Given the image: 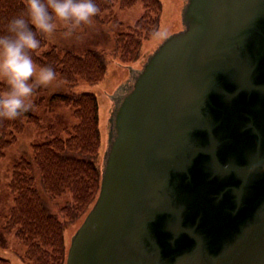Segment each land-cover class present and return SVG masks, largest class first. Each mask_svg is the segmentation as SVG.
<instances>
[{"label": "water", "instance_id": "obj_1", "mask_svg": "<svg viewBox=\"0 0 264 264\" xmlns=\"http://www.w3.org/2000/svg\"><path fill=\"white\" fill-rule=\"evenodd\" d=\"M182 23L112 102L66 264H264V0H187Z\"/></svg>", "mask_w": 264, "mask_h": 264}, {"label": "trees", "instance_id": "obj_2", "mask_svg": "<svg viewBox=\"0 0 264 264\" xmlns=\"http://www.w3.org/2000/svg\"><path fill=\"white\" fill-rule=\"evenodd\" d=\"M102 14L114 8L131 9L140 4L141 14L132 25L112 37L106 53L88 48L76 51L46 46L47 36L38 34L41 46L32 52L39 65H51L68 92L52 94L51 99L71 109L74 123L58 135L30 145L29 157L12 165L8 190L12 195L7 209L4 233L12 234L25 249L21 264H66L70 239L68 225L78 227L94 205L102 175V134L97 97L91 92H74L80 81L95 84L106 74L111 59L120 66L138 63L146 54L144 41L159 28L160 0H95ZM26 0H0V32L8 20L25 12ZM6 84L0 81V90ZM27 124L40 128V118L30 110L15 119L0 118V159L17 142Z\"/></svg>", "mask_w": 264, "mask_h": 264}, {"label": "rangeland", "instance_id": "obj_3", "mask_svg": "<svg viewBox=\"0 0 264 264\" xmlns=\"http://www.w3.org/2000/svg\"><path fill=\"white\" fill-rule=\"evenodd\" d=\"M162 12L160 24L156 35L143 42V52L149 54L170 34L181 30V10L186 0H160ZM142 10L140 4L131 9L111 11L94 17L91 24L77 26L71 36L62 35L64 26L58 21L57 31L52 37H47V49L51 46L82 51L88 48L108 52L112 46V37L124 26L132 25L140 16ZM144 56L138 63L129 66H120L111 59L107 64L105 77L95 84L80 81L71 88L74 92H91L97 97L99 124L102 134V158L107 146V133L109 132L108 119L112 111V102L115 90L131 74L130 68L140 69L145 61ZM1 82H4L0 79ZM5 83V82H4ZM68 92L65 84L56 79L47 87H36L31 97L32 107L29 109L40 118V128L33 124H27L24 132L18 136L17 142L5 150L0 159V264H21L25 249L12 234L4 233V221L7 217V209L11 206L12 195L8 190V180L14 162L21 157H29L30 145L41 143L62 132V128L74 123L71 109L62 107L51 99L52 94ZM78 229V224L67 226L65 238L68 241Z\"/></svg>", "mask_w": 264, "mask_h": 264}, {"label": "clouds", "instance_id": "obj_4", "mask_svg": "<svg viewBox=\"0 0 264 264\" xmlns=\"http://www.w3.org/2000/svg\"><path fill=\"white\" fill-rule=\"evenodd\" d=\"M99 12L95 0H26L25 12L11 17L0 32V118L15 119L32 107L36 87H47L56 80L51 65L37 66L32 52L41 46L38 34L52 37L57 22L63 36L73 34L81 24H91Z\"/></svg>", "mask_w": 264, "mask_h": 264}, {"label": "flooded vegetation", "instance_id": "obj_5", "mask_svg": "<svg viewBox=\"0 0 264 264\" xmlns=\"http://www.w3.org/2000/svg\"><path fill=\"white\" fill-rule=\"evenodd\" d=\"M119 98H121V97L118 95V98H117V100H118Z\"/></svg>", "mask_w": 264, "mask_h": 264}]
</instances>
